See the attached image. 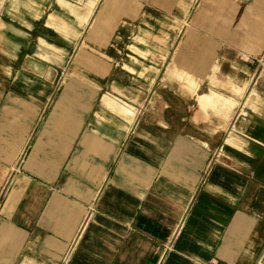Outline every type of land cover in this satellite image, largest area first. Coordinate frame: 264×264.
Wrapping results in <instances>:
<instances>
[{
  "label": "crops",
  "instance_id": "obj_1",
  "mask_svg": "<svg viewBox=\"0 0 264 264\" xmlns=\"http://www.w3.org/2000/svg\"><path fill=\"white\" fill-rule=\"evenodd\" d=\"M264 0H0V264H258Z\"/></svg>",
  "mask_w": 264,
  "mask_h": 264
},
{
  "label": "built area",
  "instance_id": "obj_2",
  "mask_svg": "<svg viewBox=\"0 0 264 264\" xmlns=\"http://www.w3.org/2000/svg\"><path fill=\"white\" fill-rule=\"evenodd\" d=\"M258 264H264V257L262 258V260Z\"/></svg>",
  "mask_w": 264,
  "mask_h": 264
}]
</instances>
